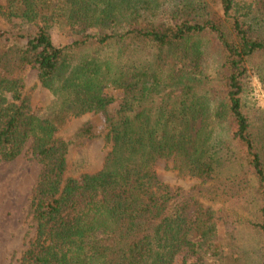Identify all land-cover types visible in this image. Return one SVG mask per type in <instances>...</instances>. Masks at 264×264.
<instances>
[{"label": "trees", "instance_id": "trees-1", "mask_svg": "<svg viewBox=\"0 0 264 264\" xmlns=\"http://www.w3.org/2000/svg\"><path fill=\"white\" fill-rule=\"evenodd\" d=\"M29 69L52 98L38 113ZM253 76L264 92L263 0H0V160L28 145L41 166L21 264H264ZM87 114L83 145L107 132L98 168L60 134ZM159 159L199 181L182 200L219 207L188 215Z\"/></svg>", "mask_w": 264, "mask_h": 264}, {"label": "rangeland", "instance_id": "rangeland-1", "mask_svg": "<svg viewBox=\"0 0 264 264\" xmlns=\"http://www.w3.org/2000/svg\"><path fill=\"white\" fill-rule=\"evenodd\" d=\"M65 40L64 36L53 31L55 44H62ZM23 80L25 92L30 97L33 111L36 113L40 110L43 111L46 105L52 101V98L42 89L36 70H27ZM246 101L250 104L255 103L264 109V92L255 76L251 78L250 93L247 95ZM93 120V114L84 115L79 119L67 120L60 134L69 142L71 149L74 148L82 153L90 150L97 155L96 168H98L109 149L105 128L98 127L97 136L87 145L89 147L83 145L77 137L81 126L86 122H93ZM27 149L28 145L14 161L0 160V264H21L22 255L34 236L35 226L30 211V201L41 166L27 152ZM81 152H79V156H81ZM155 170L159 180L169 187L170 192L175 197L178 196L181 205H185L188 215H195L200 209H217L219 207V203L201 197H197L198 199L195 198V200H182L181 194L188 192L199 181L178 174L173 169L171 160H157ZM220 238L223 239L224 235L221 234Z\"/></svg>", "mask_w": 264, "mask_h": 264}]
</instances>
